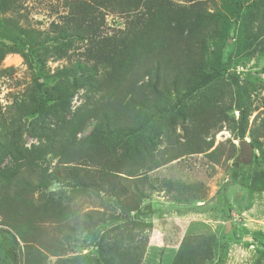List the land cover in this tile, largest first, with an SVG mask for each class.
<instances>
[{
    "label": "trees",
    "instance_id": "obj_1",
    "mask_svg": "<svg viewBox=\"0 0 264 264\" xmlns=\"http://www.w3.org/2000/svg\"><path fill=\"white\" fill-rule=\"evenodd\" d=\"M21 1L0 0V63L6 55L20 53L27 61L36 56L44 67L47 59L40 51L47 43L77 38L89 45L84 59L54 75L64 86L47 89L37 81L28 97L27 116L44 121L54 108L67 113L75 93L87 87L97 89L101 100L94 111L98 122L85 138H77L83 120L66 118L54 143L34 150L4 147V154L0 152V167L6 158L11 159L10 167L0 168V264H141L148 243L142 234L153 228L138 217L143 201L158 186L189 196L183 200L178 196L175 200L180 203L204 199L196 181L182 184L152 176V171L196 154L208 152L205 157L213 163L224 157L220 148L210 152L213 145L207 140L211 131L223 129L226 112L234 108L223 111L215 100L207 99L189 118L187 102L224 77L226 66L231 65V45L226 39L235 38L238 25L264 48V0L250 6L257 13L262 11L257 17L236 2L231 18L208 10L200 1L185 6L180 0H92L72 10L57 29L59 38L41 42L10 16ZM108 12L124 19V27L111 36L103 31ZM220 22L225 25V40L214 61L205 62L201 57L208 50L209 33ZM58 54L64 55L61 50ZM44 76L40 71V77ZM235 89L240 117L231 121L243 141L253 110L245 104L247 92L238 85ZM172 99L177 101L173 105ZM188 120L193 126L186 125ZM176 121L183 125L184 142L171 143L161 157L154 156L142 140L147 141L152 132L168 133ZM250 138L264 162L263 121L250 128ZM235 149L232 144L226 161L235 159L236 164ZM48 156L56 161L53 169L45 165ZM239 169L233 168L231 182ZM55 184L69 194L49 198ZM250 191H264V172L252 177ZM86 197L94 209L84 211V205L75 202ZM99 202L104 210L96 207ZM108 226V235L100 236L102 227ZM78 235L95 241V257H68L70 243ZM215 251L213 238L189 236L173 264H212ZM259 264H264V253Z\"/></svg>",
    "mask_w": 264,
    "mask_h": 264
},
{
    "label": "rangeland",
    "instance_id": "obj_2",
    "mask_svg": "<svg viewBox=\"0 0 264 264\" xmlns=\"http://www.w3.org/2000/svg\"><path fill=\"white\" fill-rule=\"evenodd\" d=\"M91 1L22 0L10 16L23 29L36 33L37 41L41 42L47 37L51 41L55 37L59 38L57 29L64 25L72 10L82 3L87 4ZM197 1L208 10L219 11L229 18H231V8L239 1L248 15L254 14V17H257L262 13L250 8L253 3L260 0H180L178 3L189 6ZM224 26L220 22L215 32L211 29L212 33H209L207 40L208 50L201 57L205 62L209 60L213 62L220 51L225 40ZM123 27L124 19L118 13H107L106 26L103 28L105 34L111 36ZM245 29L238 25L235 29V38L226 39L231 45L228 50L231 65L226 66L224 77L212 83V88L205 89L187 102L190 105L186 112L189 118L200 110L207 99L215 100L223 111L226 108H234L226 112L228 120H225L223 129L220 132L211 131L207 140L213 145L210 152L220 148L225 153L224 157L220 162L213 163L205 157L208 152L196 154L152 171V176L170 177L172 180H181L182 184L196 181L198 188L203 191L204 199L180 203L175 200L179 196L176 189L168 192L165 187L158 186L159 189L151 198L143 201V210L138 217L144 222L152 223L153 228L142 234L146 236L148 243L141 264H173L185 238L195 235H205L214 239L216 251L212 264H259L263 257L264 191H250L252 177L264 172L263 159L257 150L253 162L241 165L238 177L232 182L230 180L232 170L236 166L235 159L226 161L232 144L236 148L235 158L240 155L241 141L237 138L234 122L231 121L232 119L238 121L240 117L235 102L237 85L242 91L247 92L245 104L253 110L249 118V127L253 128L264 122V48L257 39L248 38ZM47 45L40 51L43 58L46 56L47 59L45 68L38 62L36 56L29 57L27 61L20 53L8 54L0 63L1 154H4V147L9 149L14 146L22 150L24 148L34 150L54 143L60 138L59 127L66 118L83 120L78 139L88 136L98 122L94 111L97 107L95 104L100 103L101 93L92 87L80 89L75 93L67 113L60 108H54L49 114L51 116L44 121H37L27 116L26 106L30 105L28 97L36 87L37 81L45 84L47 89L64 86V81L59 80V77L55 78L54 75L64 68H73L78 60L84 59L89 46L87 41L83 42L77 38L70 42L62 39L58 42L54 40ZM59 50L63 51V56L58 54ZM40 71H44V77H40ZM175 101L172 99L170 104L173 105ZM177 106L181 107L180 103ZM186 125L193 126L192 121L190 120ZM182 128L181 122L176 121L175 126L169 129L168 133H149L148 140H142V143L148 144L154 156L161 157L162 152L171 148V143L177 145L178 141L181 144L184 142ZM250 128L246 133V139L249 141H251ZM55 164L56 161L48 156L45 165L53 169ZM10 165L9 157L0 168L5 170ZM51 190L52 197H48L54 200L64 198L70 192L67 188L56 184ZM179 197L183 200L189 196ZM75 202L82 203L84 211L95 208L90 205L87 197ZM100 203L96 205L98 210H104L105 206L101 205L102 203L111 206L107 200ZM109 227H102L100 236L104 232L107 233ZM96 250L95 241H92L88 235H78L70 243L68 257L88 254L93 258L96 256ZM51 260L55 262L57 258Z\"/></svg>",
    "mask_w": 264,
    "mask_h": 264
},
{
    "label": "water",
    "instance_id": "obj_3",
    "mask_svg": "<svg viewBox=\"0 0 264 264\" xmlns=\"http://www.w3.org/2000/svg\"><path fill=\"white\" fill-rule=\"evenodd\" d=\"M240 155L237 158L236 167L253 162L255 149L249 140L245 139L239 143Z\"/></svg>",
    "mask_w": 264,
    "mask_h": 264
}]
</instances>
